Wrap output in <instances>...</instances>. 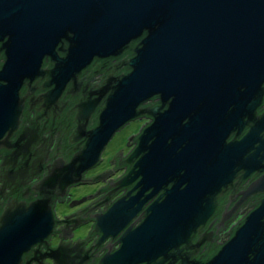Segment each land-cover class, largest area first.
Instances as JSON below:
<instances>
[{"label": "water", "instance_id": "water-1", "mask_svg": "<svg viewBox=\"0 0 264 264\" xmlns=\"http://www.w3.org/2000/svg\"><path fill=\"white\" fill-rule=\"evenodd\" d=\"M126 52L127 71L112 67L97 93L96 124H78L83 143L69 161L47 169L37 200L1 212L0 264H23L46 243L54 197L88 183L83 173L140 118L150 123L114 185L132 188L94 217L99 242L122 232L119 249L108 247L98 264H264V198L212 256H198L200 232L233 180L260 175L246 196L264 186V0H0V150L26 105L55 108L93 59ZM154 97L157 105L144 106ZM95 107L79 103L75 118Z\"/></svg>", "mask_w": 264, "mask_h": 264}, {"label": "flooded vegetation", "instance_id": "flooded-vegetation-1", "mask_svg": "<svg viewBox=\"0 0 264 264\" xmlns=\"http://www.w3.org/2000/svg\"><path fill=\"white\" fill-rule=\"evenodd\" d=\"M126 54L127 52L119 58L93 59L82 68L75 78V85L68 84L58 99L56 107L58 104L59 106L56 112L53 111L56 107L45 110L36 108L33 104L30 107L26 105L20 117V125L10 137L7 149L0 150V214L10 202L19 201L29 204L37 200L40 197L37 184L46 175L47 169L59 159L69 161L75 149L83 143V139L75 140L78 124L84 127L85 131L95 126L102 103V101L98 103L97 93L100 92L102 83L113 70V66L116 67L115 70L127 71L122 61ZM2 62L3 57L0 55V65ZM47 64L46 58L44 66ZM84 102L96 103V107L86 120L80 122L75 118L74 108ZM157 104L158 99L154 97L144 106ZM262 111H264V102L259 108V112ZM139 120L144 121V125L137 134L130 137L127 153L115 154L112 159V171L109 168L105 172L88 175L90 171L98 167L99 163L83 173L82 179L88 183L71 184L62 198L54 197L53 232L46 239L45 244L34 245L28 253L23 255V264H98L108 247H111L110 252L119 249L120 243L116 241L122 232L115 237L108 236L99 242L100 234L92 232L95 225L94 217L104 214L116 200L132 188L128 186L116 190L114 185L127 173L128 165L125 160L135 148V139L138 134L150 123L148 118L135 121ZM74 131H76L75 134H73ZM232 137L233 135L230 139ZM100 159L102 160L101 156ZM114 173L115 176H113ZM259 176L256 173L238 176L229 188L218 196L215 209L206 221L203 232H200L199 240H202V243L198 247V256L204 257L211 248L227 241L232 230L260 204L264 198V186L262 191L246 196V191ZM84 184L94 186L99 184V186L94 192L71 200L73 188ZM150 203L151 201L145 204L142 211ZM59 204L67 210V213L61 217L55 212ZM224 213L225 220L222 217ZM143 219L144 216L139 213L131 222L136 221L135 227ZM86 224L89 228L87 234L76 236L77 230Z\"/></svg>", "mask_w": 264, "mask_h": 264}, {"label": "rangeland", "instance_id": "rangeland-1", "mask_svg": "<svg viewBox=\"0 0 264 264\" xmlns=\"http://www.w3.org/2000/svg\"><path fill=\"white\" fill-rule=\"evenodd\" d=\"M142 125H144V121H142V120L133 121V122L128 123L122 130L117 132L114 135V137L111 139V141L107 144V146L104 148L103 152L101 153L102 160H101L100 164L98 165V167H96V169L90 171L88 173V175H94L97 173L105 172L109 168H110V170H112V162L111 161H112L113 157L120 150H121L122 154L127 153V151L129 150V144L128 143H129L130 137L137 134L140 131ZM115 173L113 174V176H115ZM113 176H112V178H113ZM84 185L73 188V190L71 191V196H70L71 200L78 199V198L83 197L89 193H92L99 186V184L97 186H94L92 184H90V185L84 184ZM55 212H56L57 216L61 217L67 213V210H66V208H64L63 205L59 204L58 206H56ZM88 229L89 228H88L87 224L85 226H82L80 229L77 230L78 233L76 234V236H83V235L87 234Z\"/></svg>", "mask_w": 264, "mask_h": 264}, {"label": "trees", "instance_id": "trees-1", "mask_svg": "<svg viewBox=\"0 0 264 264\" xmlns=\"http://www.w3.org/2000/svg\"><path fill=\"white\" fill-rule=\"evenodd\" d=\"M126 56H130V53H127ZM227 240H228V238H227ZM219 247L220 246H215V247L211 248V250L209 252H207L206 255L204 256V259L212 256L218 250Z\"/></svg>", "mask_w": 264, "mask_h": 264}]
</instances>
